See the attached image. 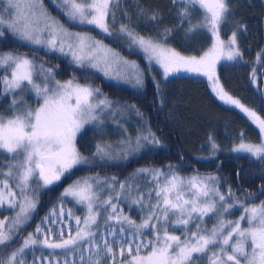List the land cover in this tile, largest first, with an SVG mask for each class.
I'll use <instances>...</instances> for the list:
<instances>
[{"label":"snow or ice","instance_id":"6c2138e0","mask_svg":"<svg viewBox=\"0 0 264 264\" xmlns=\"http://www.w3.org/2000/svg\"><path fill=\"white\" fill-rule=\"evenodd\" d=\"M52 2L68 22L94 26L106 37L125 40L130 50L139 49L149 65H159L165 79L181 71L206 76L216 96L243 112L261 134L258 143L246 142L241 134L239 143L229 151L264 164V117L225 91L216 75L219 62H237L243 56L237 36L246 30L244 25H238V31H233L227 41L221 38V27L232 11L229 0H171L173 7L182 5L177 15L189 24L187 31L206 30L210 34L211 46L200 56L182 55L166 46L164 41L172 35L171 28H165L159 38L137 32L128 10L122 7L126 0ZM135 8L138 21L162 22V14L142 7L140 0H135ZM194 9L201 12L195 24ZM121 20L125 22L117 28ZM8 36L46 53L70 56L71 63L78 67L97 69L105 77L131 84L134 89L144 87V70L136 61L125 59L87 33L70 31L48 11L44 0H0V40ZM0 71V92L5 98L11 97L0 106V152L8 157L7 171L0 169L4 177L0 179V209L12 213L0 218V250L21 241L6 257L0 255V264H28V251L34 253L37 249L63 250V264H77V258L79 264H203L205 257L207 264H264V200L249 204L257 193L237 196L231 186L221 190L226 178L199 173L184 177L171 166L168 170L137 168L124 180L98 174L78 178L61 193L59 211L50 209L34 231L22 236L37 210L42 189H50L82 166L127 161L143 149L159 145L160 140L147 129L135 138L98 142L86 156L77 147L78 135L86 125L102 124V113L111 112L115 117L118 109L113 104L118 101L74 77L63 82L56 79L54 67H46L45 62H37L27 53L0 51ZM249 76L250 83L264 97V89L258 86V77H264V49L257 53ZM155 87L159 94L160 83ZM28 93L37 98L36 107L25 99ZM124 107L142 116L135 104ZM208 146L210 156L220 151L211 134ZM236 175L239 178L240 171ZM142 181L153 187L142 191ZM259 191L264 194V185ZM67 198L82 206L85 214L74 216L71 209L67 211L76 227L73 234L69 224L65 238L62 202ZM121 204L138 210L140 221L124 214ZM234 207L241 210L239 218L226 219ZM101 216L106 217L103 224ZM209 218H214L211 227L206 224ZM57 223L61 224L58 240L52 227ZM175 230L180 234H174ZM69 256L74 259L69 260ZM32 264L60 262L33 256Z\"/></svg>","mask_w":264,"mask_h":264},{"label":"trees","instance_id":"16d2710c","mask_svg":"<svg viewBox=\"0 0 264 264\" xmlns=\"http://www.w3.org/2000/svg\"><path fill=\"white\" fill-rule=\"evenodd\" d=\"M44 3L49 12L64 23L70 31L84 32L102 40L104 44L121 55L135 60L145 74L144 87L134 89L104 77L93 68L78 67L71 63L69 56L54 52L46 53L42 48L25 45L11 36L0 40V51H18L34 56L37 62L43 61L46 67L55 68L56 79L63 82L74 77L79 83L99 88L104 96L119 102V104H113V108L118 109L115 117L111 112L106 113L100 120L102 124L85 126V130L78 135L77 139L80 152L86 156L90 155L98 142L115 143L126 136L135 138L147 129L155 133L160 144L143 149L136 157L127 161L99 162L93 166L79 167L50 189H42L37 210L21 234L22 236L34 231L36 225L42 222L50 209L55 207L59 211L61 193L76 179L98 174L100 177L115 176L118 180H124L135 169L141 167L168 170L171 166L184 177L197 173L216 174L227 180L223 184L222 191H226L231 186L237 196H241L243 192L257 193L255 199L248 201L249 204H258L264 200V194L259 191L260 186L264 185V164L251 160L246 154L229 151L235 143H239L241 134L246 142L258 143L261 139L259 129L239 109L222 102L212 91L211 82L206 76H173L162 79L160 70L147 64L137 50H130L125 40L119 37H106L91 25H74L67 21L50 0H44ZM229 3L232 11L227 22L221 27V38L225 39L233 31H238V25H244L246 30L239 32L237 36L243 56L237 62L219 63L216 75L225 91L239 98L241 103L256 110L264 117V97L250 83L249 76L257 53L264 49V0H229ZM140 4L150 12L158 11L163 17L159 24L147 23L144 20L138 21L135 16V0H126L122 7L128 10L132 18V26L140 34L159 38L165 28H171L173 29L172 35L164 43L183 55L200 56L211 46L212 39L206 30L187 31L189 24L186 21L182 22L177 15L182 5L173 7L171 0H140ZM200 18V10L194 9L192 23L195 24ZM122 22L125 21H118L116 27L118 28L119 23ZM177 25L180 26L177 27ZM0 74H3L2 71ZM157 82L160 83L159 94L155 87ZM258 86L264 89V77H258ZM10 99L11 97L5 98V95L0 92V106L6 105ZM25 99L33 107L37 106V98L34 94H25ZM131 104L136 105L142 116H138L135 110L124 107ZM210 134L220 145V151L215 156L209 155L208 137ZM4 155L8 158L7 154ZM217 165L220 167L217 168ZM237 171H240L239 178L236 175ZM142 184V191L153 187L151 183L142 181ZM107 195L108 193H104V196ZM62 203L65 210L63 231L66 238L69 233L68 225H71L73 234L76 227L75 219L69 218L67 211L71 209L74 216L81 217L85 211L71 198L64 199ZM121 207L124 214L130 215L137 222L140 221L138 210L129 209L127 204H121ZM11 214L8 210L0 209V218ZM235 216L233 215V218ZM105 218V216L100 217L101 224ZM44 227L47 229L48 225ZM52 227L56 233L54 238L58 240L61 224L57 223ZM179 233L174 232V234ZM145 238H148L147 234ZM20 242L16 240L9 247L0 250V255L6 257L13 248L19 246ZM33 256L49 257L54 262L59 260L60 264H63L65 258L64 251L59 249H37L34 253L29 250L26 256L28 264H32ZM68 259L72 260L74 257L69 256ZM77 264H79L78 258Z\"/></svg>","mask_w":264,"mask_h":264},{"label":"rangeland","instance_id":"374dc122","mask_svg":"<svg viewBox=\"0 0 264 264\" xmlns=\"http://www.w3.org/2000/svg\"><path fill=\"white\" fill-rule=\"evenodd\" d=\"M50 1L52 2V0H50ZM52 3H53V2H52ZM45 6H46V5H45ZM48 11H49V10H48ZM229 36H231V34H230ZM229 36L226 37V38L223 39V40L227 41L228 38H229ZM135 50H137V51H138V52L144 57V54H143L139 49H135ZM117 52H118V51H117ZM120 55H121V54H120ZM182 55H183V54H182ZM121 56H123V55H121ZM69 57H70V56H69ZM123 57H124L125 59H127V60L135 61V60L129 59V58L125 57V56H123ZM70 58H71V57H70ZM145 61H146L147 64H149V62H148L147 60H145ZM222 62H228V61H221V62H219V63H222ZM219 63H218V64H219ZM151 66H154V67L158 68V69L160 70V72H161L162 79H165L164 76H163V70L159 67V65H157L155 62H152V63H151ZM94 70H96L97 72H99L100 74L103 75V73L100 72V71H98L97 69H94ZM103 76H104V75H103ZM174 76H203V75H198V74H194V73H188V72L181 71V72H179V73H176ZM104 77H105V76H104ZM172 77H173V76H172ZM106 78H107V77H106ZM169 78H170V77H169ZM108 79H110V78H108ZM111 80L132 87L131 84L123 83V82H121V81H117V80H115V79H111ZM92 87H93V86H92ZM94 88H95V87H94ZM30 94H31V93H30ZM109 99L112 100V101H114L112 98H109ZM121 109H122V108H121ZM106 113L108 114V113H110V112L102 113V114L100 115V120H101V118H102ZM86 126H87V125H86ZM7 162H8V158H6V156H5L2 152H0V169H3L4 171H7V169H6V167H5V165L7 164ZM3 178H4V177L0 176V179H3ZM153 202H155V201H153ZM235 209H236V208L234 207V208L231 210V213L226 215V219L235 220V219L239 218V216H240V214H241V210H240L239 208H237V210H235ZM233 215H236L235 218H233ZM213 220H214V218H209V219L206 220V224H207L208 227H211V226H212V224L214 223ZM244 226H245V227L247 226L246 222H244ZM175 232H180V231L177 230V231H175ZM179 234H180V233H179ZM179 234H177V235H179ZM216 250H217V249H213V251H216ZM205 258H206V259H205ZM205 258H204L203 262H205V264H207V257H205Z\"/></svg>","mask_w":264,"mask_h":264}]
</instances>
